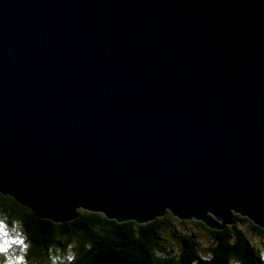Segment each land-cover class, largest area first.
I'll list each match as a JSON object with an SVG mask.
<instances>
[{"label":"water","instance_id":"95a60500","mask_svg":"<svg viewBox=\"0 0 264 264\" xmlns=\"http://www.w3.org/2000/svg\"><path fill=\"white\" fill-rule=\"evenodd\" d=\"M0 194L264 229V0H0Z\"/></svg>","mask_w":264,"mask_h":264},{"label":"trees","instance_id":"16d2710c","mask_svg":"<svg viewBox=\"0 0 264 264\" xmlns=\"http://www.w3.org/2000/svg\"><path fill=\"white\" fill-rule=\"evenodd\" d=\"M233 220L211 230L170 214L138 225L79 211L73 222L55 224L0 194V264H264V229ZM176 225H188V234Z\"/></svg>","mask_w":264,"mask_h":264},{"label":"rangeland","instance_id":"374dc122","mask_svg":"<svg viewBox=\"0 0 264 264\" xmlns=\"http://www.w3.org/2000/svg\"><path fill=\"white\" fill-rule=\"evenodd\" d=\"M175 227H176L177 229H179L180 232L182 231V232L188 234V225H186V226H181V227H184V228H181L179 225H176ZM169 245H170V247L173 246L175 249H179V247H177V243H176V242H170Z\"/></svg>","mask_w":264,"mask_h":264}]
</instances>
